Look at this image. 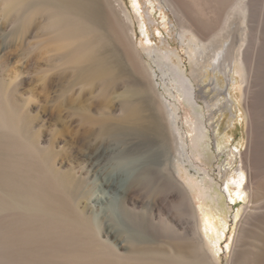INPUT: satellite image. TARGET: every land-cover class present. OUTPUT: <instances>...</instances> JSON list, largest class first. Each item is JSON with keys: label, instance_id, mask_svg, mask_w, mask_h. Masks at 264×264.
<instances>
[{"label": "bare ground", "instance_id": "1", "mask_svg": "<svg viewBox=\"0 0 264 264\" xmlns=\"http://www.w3.org/2000/svg\"><path fill=\"white\" fill-rule=\"evenodd\" d=\"M212 1L167 0L181 40L191 37L187 75L183 63L172 62L175 55L162 56L149 45L139 0L131 4L147 40L138 46L133 19L119 0H0V214L10 216L1 225L8 239L0 241L3 251L10 248L3 253L7 263L39 264L35 253L28 255L33 261L25 257L30 245L42 250V264H219L223 200L220 186L197 165L212 138L197 106L202 100L213 117L199 83L208 71L226 74L236 60L244 71L250 136L231 178L236 198L247 200L231 258L238 246L240 264H264L255 62L241 57L239 48L236 59L223 54L212 37ZM19 50L34 51L43 61L39 84L27 79ZM184 107L196 118L186 133ZM150 175L173 184L149 200L146 211L153 225L172 231L163 239L138 230L130 219L136 188ZM185 194L199 200L191 208V228L170 209Z\"/></svg>", "mask_w": 264, "mask_h": 264}, {"label": "rangeland", "instance_id": "2", "mask_svg": "<svg viewBox=\"0 0 264 264\" xmlns=\"http://www.w3.org/2000/svg\"><path fill=\"white\" fill-rule=\"evenodd\" d=\"M119 1L121 2L123 9L127 10L125 11L126 14L131 16V20L133 19L131 28L132 30L134 29L136 35L134 39L138 46L141 40L143 42L147 40L143 34L144 28L138 24V15L134 11V8H132L131 0ZM236 1L237 0L212 1L213 4H211L209 8L213 11L212 21L215 25V33L212 37L215 38L218 45L222 46L223 54H228L232 58H235L237 54L236 51L241 49V57L245 54L248 58L252 57L255 62V69L251 76V81L255 88L254 94L257 99L254 103L257 126V131L254 133V137H256L255 139L258 144L257 149L260 152H264V0H243L240 7H233L235 6ZM139 2L141 8L140 14L145 21L148 37L151 40L149 45L151 44L150 46L154 49H158L162 56L167 52L175 55L172 57V62L174 64L183 63L184 66H186V74L189 75V49L187 45L189 44L188 42L191 37L186 35V38L183 41L181 40V28L178 25L167 0H139ZM191 15L194 14L191 13ZM33 33H35V31H33ZM19 51V57L23 59L22 62L25 63L29 69L27 79L29 81H35V84L36 82L39 84V81L36 80H39L41 76L38 73L39 69L41 67L44 68V65L41 66L43 61L35 57L36 55L34 51L32 54H27L22 50L23 55L21 54L22 51ZM145 61H147L148 64L150 63L149 65H151L152 70L155 69V64L150 62L148 58L145 57ZM235 61H233L231 67H227L226 74H221L220 72L212 73L208 71V74L204 76L203 81L199 83V86L202 87L203 92L207 95V100L213 105V117L208 115L202 100L198 102L197 106V113L201 116V120L206 127H211V129L208 128L207 131L209 132L210 137H212L209 149L204 157L205 159H203V161H198L197 165L201 169L206 170L214 183L217 186H220L219 193L223 200L220 216L225 219L226 227L224 229V236L220 241L219 264H240L238 255L239 247L236 246V250L238 249V251H236L235 257L231 258V253L234 240L239 236L242 228L240 217L243 205L247 202L243 195L241 196V201L236 198L231 182V178L233 176L236 177V171L241 166L238 153L239 151L244 152L246 150L250 136V119L244 106L245 94L243 91L244 84L242 83V75L244 71L243 68L240 69V66H238ZM33 63L34 65H31ZM155 83H157V81ZM196 84L198 83H195V85ZM186 109V107L181 109L180 114V122L183 125V132L185 130L187 132V130L194 125L196 119L195 116L189 112L190 110ZM48 125L50 124L48 123ZM78 161L83 163L82 159ZM197 177L198 179H201L199 175ZM172 185L170 179L161 178L156 175H154V177L152 175L147 176L146 179L139 184L136 188L137 192L135 191L136 195H134L138 200L137 205L133 207L134 211L130 215L134 227H137L138 230H148L147 232L149 234L157 236L160 239H163V236L172 235V231L165 227H159L158 225L156 227V224L153 225L149 216L150 213L146 212L149 210V204L153 197L159 195V193H165L172 187ZM192 196L190 195L191 201L186 194L183 196L180 195L179 200L176 202L177 205L176 203H173L172 205L170 204L171 211L179 219L182 221H190V228L192 227L191 214L193 210L191 208H193V206L197 207L199 202L198 199H193ZM230 196L235 201H231ZM9 218L10 216L8 214H0V226H4V224L9 221ZM4 219H6L7 222ZM147 224H149V226ZM2 226L0 227V229H2L0 230V240L3 242L1 238L6 237L8 239V235H6V230L3 231ZM26 227L30 236L34 237L33 234L35 230L29 231L32 226L29 225ZM31 229L34 228L32 227ZM179 232L181 231L179 230ZM1 241L0 264H10L6 261V255L10 248H6V250L3 251L5 245H1ZM178 242L182 244L183 241L179 240ZM34 247L35 246L28 245L29 251L27 252L28 254L26 253L27 256L25 257H28L30 261H33L34 257L28 255L30 253L31 255H34L35 253L37 263H44L41 260L47 261L42 255V250H36ZM18 254H21L20 256L22 257L24 256V253L22 252H19Z\"/></svg>", "mask_w": 264, "mask_h": 264}]
</instances>
